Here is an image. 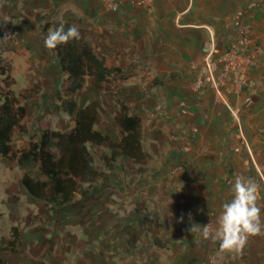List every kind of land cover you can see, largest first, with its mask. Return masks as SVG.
Wrapping results in <instances>:
<instances>
[{"label": "crops", "instance_id": "obj_1", "mask_svg": "<svg viewBox=\"0 0 264 264\" xmlns=\"http://www.w3.org/2000/svg\"><path fill=\"white\" fill-rule=\"evenodd\" d=\"M115 1L119 4L115 14L105 11L100 0L0 2V51L11 62L16 86L23 84L17 91L26 90L31 77L40 84L36 97L20 100L28 135L15 131L13 136L17 134L21 151L30 138L37 142L45 128L59 132L73 128L72 118L55 101L65 91L59 86L64 77L44 38L57 28L77 26L105 65L120 67L125 79L111 81L104 85L108 90L99 91L85 78L82 90L68 99L74 100L76 111L93 104L97 111L93 129L115 142L116 94L141 120L145 156L140 165L119 161L120 167L97 182L98 192L93 186L86 195H94L91 212L104 213L112 248L126 253L121 262L110 264H129L132 251L123 239L142 248L133 254L137 256L131 264H163L161 258L145 259L146 234L155 240L162 230L172 233L181 193L187 194L189 207L196 204L199 215L216 222L221 205L231 199V180L243 175L260 188L264 222V0H153L149 9L134 8V0ZM243 23L253 27L262 53L244 89L224 94L239 115L237 124L211 89L193 93L190 85L203 74L201 46L214 38L222 52ZM95 150L109 152L107 146ZM177 165L182 170L174 180L169 171ZM118 237L120 243L115 242ZM233 264H264V230L233 250Z\"/></svg>", "mask_w": 264, "mask_h": 264}, {"label": "trees", "instance_id": "obj_2", "mask_svg": "<svg viewBox=\"0 0 264 264\" xmlns=\"http://www.w3.org/2000/svg\"><path fill=\"white\" fill-rule=\"evenodd\" d=\"M2 0H0L1 2ZM60 73L66 86L63 94H57L55 101L58 109L73 120V128L59 132L45 128L40 131L37 142L29 139L23 150L14 154L11 143L15 131L28 135L25 126L26 111L20 100H30L39 94V87L30 86L14 95L11 87L15 81L11 76V65L0 51V157L14 158L19 165H37L39 178L24 174L20 179L21 187L32 199L55 207L71 205L77 196H86L108 171H114L119 161L140 165L145 156L141 145V120L122 101L118 105L113 122L116 129V141L93 129L97 111L93 104H88L76 111V103L68 97L82 90L85 78L92 80V85L99 91L108 90L104 86L111 81L124 80L120 67H108L104 58L99 57L90 44L80 35L79 39L58 45L54 49ZM44 97V95H41ZM107 146L109 152L101 153L98 159L103 170L96 167L95 159L89 147ZM57 151V154L52 152ZM20 234L17 228L10 230V238L4 251L14 253ZM155 244L163 247L159 240ZM0 264L2 261L0 260Z\"/></svg>", "mask_w": 264, "mask_h": 264}, {"label": "rangeland", "instance_id": "obj_3", "mask_svg": "<svg viewBox=\"0 0 264 264\" xmlns=\"http://www.w3.org/2000/svg\"><path fill=\"white\" fill-rule=\"evenodd\" d=\"M4 59L11 65L7 58ZM12 78L14 79L13 76ZM30 79V82L40 87L38 81L36 82L33 77ZM14 81L15 85L11 87V90L17 96L19 94L17 90H21L23 84L20 81L16 86V80ZM59 86L61 90L65 88L66 83L63 78L60 79ZM38 128L41 129L40 124ZM16 135L12 140L14 154L18 153L21 148L16 146ZM89 150L95 159L97 169L101 168L102 165L98 159L101 153L92 147H89ZM52 152L57 154L55 149H52ZM173 170L175 171L172 173ZM181 170L178 165L172 166L169 171L170 177L177 179ZM24 174L31 178H39L38 166L19 165L14 158L0 157V256L2 264H110L112 261H122L121 257H125L126 253L112 248L111 239L107 236L104 213L91 212V197L94 195L77 196L75 202L67 208L50 206L28 196L20 185V179ZM97 187L98 184L93 192H98ZM186 195V193H181L178 196V206L175 207L178 222H171L172 233L162 230V236L155 238L160 241L159 244H167L168 247L157 248L152 236L146 234L145 259L161 258L163 264H208V259L213 257L216 264H233V250L222 249L218 240L204 239L198 233L189 232L188 229L192 224L202 226L210 216L199 215L195 203V206L189 207ZM210 218L213 219L212 231L214 232L216 222L214 217ZM13 227L19 231L20 239L15 252L10 253L3 249L7 245L10 230ZM121 240L122 238L118 237L115 242L120 243ZM123 241L132 251L128 258L131 264L142 248L132 239H123ZM148 244H153L155 247L151 245L149 247ZM134 253L136 256H133Z\"/></svg>", "mask_w": 264, "mask_h": 264}, {"label": "built area", "instance_id": "obj_4", "mask_svg": "<svg viewBox=\"0 0 264 264\" xmlns=\"http://www.w3.org/2000/svg\"><path fill=\"white\" fill-rule=\"evenodd\" d=\"M105 11L115 14L119 4L115 0H100ZM153 0H134V8L149 9ZM203 56V74L190 85L193 93H200L204 88L211 89L218 99L227 107L235 122L239 124V115L225 101V93H239L248 83V75L257 67L262 48L258 43L253 27L243 23L236 27L233 38L222 52H219L214 38L201 46ZM175 170L172 171V173ZM208 224L210 231L214 227L213 219L209 217L202 226ZM208 264H216L213 257Z\"/></svg>", "mask_w": 264, "mask_h": 264}, {"label": "clouds", "instance_id": "obj_5", "mask_svg": "<svg viewBox=\"0 0 264 264\" xmlns=\"http://www.w3.org/2000/svg\"><path fill=\"white\" fill-rule=\"evenodd\" d=\"M79 37L77 26H69L66 31L60 27L45 36L44 46L54 50L58 45ZM229 190L231 199L221 205L214 232L210 231L208 224H192L188 230L190 233H198L201 238L218 240L222 249L231 251L241 249L250 236L264 230V222L261 220L262 208L258 203L261 191L252 179L236 175L230 182Z\"/></svg>", "mask_w": 264, "mask_h": 264}]
</instances>
